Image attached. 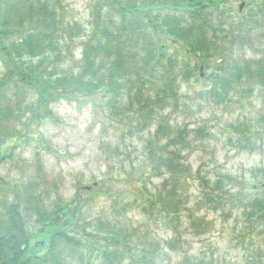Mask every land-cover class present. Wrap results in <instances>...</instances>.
<instances>
[{"label": "trees", "instance_id": "obj_1", "mask_svg": "<svg viewBox=\"0 0 264 264\" xmlns=\"http://www.w3.org/2000/svg\"><path fill=\"white\" fill-rule=\"evenodd\" d=\"M232 1L97 0L86 31L66 19L61 0H0V61L5 65L0 76V164L16 147L19 126L27 125V117L37 127L53 115L52 102L78 95L97 96L128 132H143L176 101L178 77L201 80L200 68H207L215 55L219 68L202 77L208 93L220 103L237 83H244L264 104V58L233 56L236 48L257 39L256 32L264 36V0L244 22L229 16ZM77 47L80 57L72 63ZM243 121L229 125L233 135L227 140L240 151L253 152L258 130ZM156 123L154 138L146 141L139 166L143 180L134 201L154 220L160 213L176 232L186 206L181 192L190 174L182 157L190 131ZM193 133L207 136L201 127ZM37 172H42L40 166ZM152 173L162 177L154 190L148 186ZM197 176L210 207L237 203L257 225L264 223V188L255 194L254 184H244L232 193L220 178L212 182L199 172ZM37 180L0 176V264H159L161 244L147 232L104 220L76 235L70 224L81 210L83 188L77 186L69 202L59 199L48 205ZM175 264L207 263L184 256Z\"/></svg>", "mask_w": 264, "mask_h": 264}, {"label": "rangeland", "instance_id": "obj_2", "mask_svg": "<svg viewBox=\"0 0 264 264\" xmlns=\"http://www.w3.org/2000/svg\"><path fill=\"white\" fill-rule=\"evenodd\" d=\"M96 1L61 0L64 16L87 31ZM238 4L237 0L231 2V18L237 13ZM255 4H249L242 13L247 15ZM257 30L261 31L259 27ZM171 45L179 48L177 44ZM233 56L264 58V39L258 37L251 45L236 48ZM79 57L80 47H77L70 61L75 63ZM218 57L215 55V61L201 69V80L179 76L176 101L164 107L143 132H128L123 123L108 115L104 110L106 105L97 96L78 95L75 99L52 102L50 118H43L35 127L27 117V125L19 126L21 135L15 139L16 147L8 150L10 156L0 164V176L22 181L39 178L42 199L48 205L59 199L69 202L80 186L83 188L79 195L81 210L70 224L76 235L84 229L91 230L96 221L104 220L118 222L140 233L147 232L161 244L159 264H175L184 256L207 264H264V223L257 225L237 203L231 206L224 202L223 207H210L201 195L203 185L198 172L212 182L222 179L232 193L239 192V186L244 184L246 187L254 184L255 194L264 188L260 185V182L264 184L262 98L257 92L247 90L248 84L237 83L227 99L217 102L208 93V82L202 77L219 68ZM4 69L0 61V76ZM29 97L28 101L33 102ZM157 121L172 127H187L190 131V145L182 157L190 174L181 192L186 206L180 214L182 225L176 232L160 213L157 212L154 220L142 213L141 205L134 201L143 180L139 166L146 141L154 138ZM237 121L248 122L258 130L257 150L240 151L228 143V136L233 135L229 125ZM198 127L204 128L207 136L197 137L193 130ZM38 166L42 171L39 175ZM151 176L148 186L154 190L162 177L154 173Z\"/></svg>", "mask_w": 264, "mask_h": 264}, {"label": "flooded vegetation", "instance_id": "obj_3", "mask_svg": "<svg viewBox=\"0 0 264 264\" xmlns=\"http://www.w3.org/2000/svg\"><path fill=\"white\" fill-rule=\"evenodd\" d=\"M237 1H239V4H238V8H237V13L235 14V16L232 18V19H234V20H236V21H245L246 20V15H244L243 13H242V11H243V9L244 8H246L249 4L251 5L252 4V2H250V0H249V2H246L245 0H237ZM253 2H255L256 4V6H255V8H254V10L255 11H257V8L260 6V2H261V0H254ZM249 7V6H248ZM263 8H264V6H263ZM231 11H232V8H231ZM230 11V12H231ZM229 12V13H230ZM230 16V15H229ZM262 18H264V16L262 17ZM261 24L263 23V20L261 19ZM261 39H264V36H261ZM256 40H258V37H257V39ZM200 76H202V74H200Z\"/></svg>", "mask_w": 264, "mask_h": 264}]
</instances>
